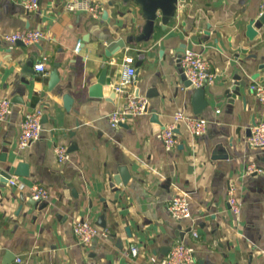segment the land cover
I'll use <instances>...</instances> for the list:
<instances>
[{
    "label": "crops",
    "instance_id": "obj_1",
    "mask_svg": "<svg viewBox=\"0 0 264 264\" xmlns=\"http://www.w3.org/2000/svg\"><path fill=\"white\" fill-rule=\"evenodd\" d=\"M67 1L40 0L27 12L0 0V98L12 109L0 121V168L13 174L19 161L28 164L27 176L11 175L23 187L0 178V264H155L177 242L193 248L195 264H264V146L246 140L264 119L249 90L264 85V22L253 39L245 30L264 0H178L175 17L161 29L158 11L153 34L138 42L146 20L139 1L96 0L103 8L97 17L67 12ZM33 29L46 37L28 45L4 39ZM185 48L218 75L201 92L181 78ZM126 55L136 74L124 88L145 96L148 107L114 128L107 116L125 98L112 85ZM38 62L41 72L33 68ZM103 68V96L91 95ZM237 79L240 93L230 99L224 92ZM37 108L41 133L20 149V122ZM176 112L204 117L208 127L195 137L178 123L168 150L158 134ZM57 145L69 153L61 163ZM249 164L262 170L247 174ZM118 175L125 182L114 181ZM35 184L48 190L46 200L30 198ZM230 188L238 214L227 203ZM183 193L191 217L177 221L166 207ZM76 219L99 228L89 246L72 234Z\"/></svg>",
    "mask_w": 264,
    "mask_h": 264
},
{
    "label": "built area",
    "instance_id": "obj_2",
    "mask_svg": "<svg viewBox=\"0 0 264 264\" xmlns=\"http://www.w3.org/2000/svg\"><path fill=\"white\" fill-rule=\"evenodd\" d=\"M20 2L27 12L38 9L40 0H16ZM64 9L67 12H87L94 17L100 16L103 8L102 5L96 0H68ZM260 14H264V1L260 5ZM46 35L39 29L20 31L4 34V39L10 44L15 42H22L25 45L33 44L44 39ZM79 45V42L78 44ZM179 66L182 69L186 79L190 82V85L196 89H199L206 84L213 83L218 79V75L211 70L206 58L199 52L191 50L189 48L183 49L179 54ZM134 58L132 55H126L122 60V73L117 84L112 85L115 92L123 93L125 102L123 108L115 109L109 112L107 116L108 124L116 128L119 124L125 122L130 115H143L147 111V98L145 96L136 94L131 91H127L124 87L130 83L136 74V69L133 66ZM35 70L41 72L44 69L43 62L34 64ZM249 90L259 103L264 105V85L256 82L249 84ZM11 102L8 98H0V121H4L11 114ZM43 112L41 109H35L33 112H29L24 115L20 122L21 128L20 134L17 140V146L20 149L28 147V145L39 137L42 127L41 119ZM178 123H185L190 133L195 137H201L207 131V120L202 117L189 116L176 112L173 115V119L170 123L165 125L158 134L159 139L163 142L166 149H172L177 144L176 129ZM248 144L251 147L258 148L264 146V119L254 125L250 134L246 138ZM56 160L61 163L68 159L69 153L67 147L64 145H57L54 149ZM262 168L249 164L245 172L258 173ZM8 183L11 185L19 184L21 187L23 183H18L16 178L8 179ZM30 198L33 201L46 200L48 198V190L39 185H32L30 188ZM227 203L232 213L238 214L240 211V204L237 197L234 195L233 188L228 191ZM172 199L167 204V211L169 215L177 220H184L191 217L189 198L186 193L177 194L171 197ZM99 228L88 221L76 219L72 224V234L76 239V242L82 246H89L95 237L99 235ZM103 234V233H102ZM191 234L197 237L195 231ZM137 247L132 246L130 253L136 255ZM168 254L155 264H195V254L191 246L185 245L182 242L173 244ZM19 261V259H17Z\"/></svg>",
    "mask_w": 264,
    "mask_h": 264
},
{
    "label": "water",
    "instance_id": "obj_3",
    "mask_svg": "<svg viewBox=\"0 0 264 264\" xmlns=\"http://www.w3.org/2000/svg\"><path fill=\"white\" fill-rule=\"evenodd\" d=\"M141 3L142 7H143V12L144 14H146V20L144 22V25L142 27L141 30V34L139 35V37L136 38V41H146L148 40L151 35L153 34V30H154V26H155V22L158 18V14L157 12L159 11L161 13V16L159 18L160 24H161V29H163L169 20H171L172 18L175 17L176 13V5L178 3V0H137ZM264 22V14H262L258 19H256L255 21H250L247 25H246V36L249 39H253L257 33V30L255 28H259L262 23ZM110 42V41H108ZM81 44L79 43L80 47ZM120 48L125 46V42L122 40V42L120 43ZM107 56H111V53H107ZM180 56V55H179ZM179 60V59H178ZM181 70V78L185 81V84L190 85V82L186 79L182 69ZM106 73L107 70L106 68L102 69V72L100 73L99 77L96 80V84L92 86V88H90V94L94 95V96H98L101 97L103 96V86L106 85ZM56 82H53V84L50 85V89L53 88V85ZM239 81L238 79L236 81H234L230 86H228L225 90V95L232 99V98H236L239 93H240V85H239ZM205 89V86L199 88V89H195L198 92H201ZM155 115V114H153ZM155 116H153L154 118ZM250 133V130L248 131V134ZM214 156V155H213ZM216 156V155H215ZM220 156V155H218ZM226 157L223 154V158ZM219 158V157H218ZM11 175L14 176H27L28 175V164L19 161L18 165L15 167L13 174L9 173L7 170L1 169L0 168V178H4V179H10ZM120 179V180H118ZM114 181L116 182H120L123 181L125 182V180L122 178V175H118V176H114Z\"/></svg>",
    "mask_w": 264,
    "mask_h": 264
}]
</instances>
